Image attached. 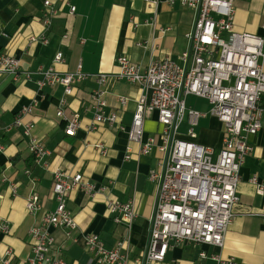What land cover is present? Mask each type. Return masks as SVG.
Here are the masks:
<instances>
[{
	"label": "crops",
	"instance_id": "0c3cea01",
	"mask_svg": "<svg viewBox=\"0 0 264 264\" xmlns=\"http://www.w3.org/2000/svg\"><path fill=\"white\" fill-rule=\"evenodd\" d=\"M44 1L0 0V53L17 57L22 70L38 72L53 66L60 72L79 68L87 73L116 72L120 55L145 69L154 59L170 57L181 62L182 52L190 45L195 11L180 1L161 0L154 20L156 8L146 0H50L58 12L50 25L43 20ZM72 6L76 7L73 13ZM234 8V31L264 36V0H236ZM44 36L47 42L42 40ZM224 36L228 38L229 33ZM59 51L66 61L54 63ZM262 63L264 66V59ZM38 78L40 73L18 79L0 73V226L8 227V232L0 231V264L8 250L13 264H29L33 253L30 229L57 207L53 184L54 172L59 169L69 175L82 173L96 191L90 195L81 187L69 190L67 205L79 230L69 234L62 227H51V256L64 259L65 264H103L82 237V233H97L107 249L123 241L127 264H140L137 262L148 246L156 203L157 187L150 172L163 155L158 148L162 127L157 113L147 112L144 121V136L154 135L156 145L150 154L138 155L139 145L131 142L120 126L132 122L141 87L125 80L111 81L107 110L118 114V122L99 123L97 129L91 130V92L97 82L89 79L77 84L67 97L66 117L79 113L82 123L77 134L70 136L65 133L67 119L57 115L59 102L65 97L64 86L41 88ZM120 97L127 98L125 105ZM34 102L32 112L22 115L21 120L34 125L36 138L49 153L44 164L34 161L31 165L30 136L23 126L11 125L23 107ZM261 104L264 106V95ZM194 105L186 103L197 110L210 109L209 102L197 96ZM188 128L186 119L178 136L188 138ZM194 132V141L212 147L215 155L219 152L224 126L217 117L208 113L200 118ZM250 142L253 150L241 168L237 189L240 199L233 206L234 218L224 246L174 243L165 260L156 264H214L216 255L234 257L246 264H264V194H259L252 182L256 176L264 183V127L250 136ZM98 143L104 145L106 153H101ZM129 149L131 156L127 158ZM33 194L41 204L36 214L26 208ZM109 200L134 201L137 215L131 226L114 221L107 207Z\"/></svg>",
	"mask_w": 264,
	"mask_h": 264
},
{
	"label": "built area",
	"instance_id": "2783aa9c",
	"mask_svg": "<svg viewBox=\"0 0 264 264\" xmlns=\"http://www.w3.org/2000/svg\"><path fill=\"white\" fill-rule=\"evenodd\" d=\"M157 8L161 0H146ZM180 1L195 11L193 29L189 35L190 45L182 52L177 62L170 57L154 59L142 69L128 56L117 57L119 70L116 72L87 73L79 68L73 72H60L53 66L38 72L22 70L20 60L14 55L0 53V73L12 75L15 79L32 78L40 73L38 85L64 86L65 97L58 105L57 115L67 119L65 133L75 136L80 129L81 116L74 113L66 117L68 96L74 87L86 80L94 79L97 87L91 92L94 120L89 129H97L99 123L118 122L116 112L107 110L106 96L111 81L125 80L142 89L137 109L126 130L129 140L139 145L138 155L150 154L155 145L154 135L145 137L144 121L147 112H156L161 130L160 151L163 153L156 169L151 170L150 179L156 183V203L151 217L148 246L140 264H156L165 260L174 243L211 244L223 247L226 233L234 218L233 206L239 201L238 184L241 168L246 156L252 152L250 136L264 127V36L234 31L236 0H167ZM43 20L52 23L58 13L50 0H45ZM76 7L72 6V13ZM264 27V22H263ZM229 33L228 38L224 33ZM34 40V39H33ZM48 41L46 36L42 39ZM62 51L56 53L54 63L65 62ZM194 95L207 100L209 111L186 106V97ZM125 105L127 98L120 97ZM34 104L23 107L11 126L24 127L30 136L29 149L35 163L44 164L48 149L34 134L32 123H23L22 115L32 112ZM211 114L224 126L223 145L215 155L212 147L194 141V128L200 118ZM187 119L188 138L178 136L179 128ZM10 126V127H11ZM101 153H106L102 143L97 144ZM3 146L0 144V150ZM131 156L129 153L127 158ZM252 182L257 192L264 194V183L256 176ZM84 188L90 195L96 191L82 173L69 175L59 169L54 172L53 191L58 201L53 211L44 214L41 223L30 229L32 256L29 264H65L62 258L50 254L54 237L51 227H62L69 234L79 230V225L68 208V192L73 188ZM15 188V187H14ZM108 209L116 223L131 226L136 218L133 200L121 202L109 200ZM30 214L41 208L40 199L33 194L26 201ZM1 232L8 227L1 225ZM87 248L94 252L97 261L103 264H127L124 242L114 249L105 248L97 233H82ZM77 238H75V241ZM3 264H13L10 250L6 252ZM203 257L205 253H202ZM214 264H246L234 257L214 256Z\"/></svg>",
	"mask_w": 264,
	"mask_h": 264
},
{
	"label": "rangeland",
	"instance_id": "374dc122",
	"mask_svg": "<svg viewBox=\"0 0 264 264\" xmlns=\"http://www.w3.org/2000/svg\"><path fill=\"white\" fill-rule=\"evenodd\" d=\"M186 103H187V106H195L194 105V96L191 95V96H187L186 98Z\"/></svg>",
	"mask_w": 264,
	"mask_h": 264
},
{
	"label": "trees",
	"instance_id": "16d2710c",
	"mask_svg": "<svg viewBox=\"0 0 264 264\" xmlns=\"http://www.w3.org/2000/svg\"><path fill=\"white\" fill-rule=\"evenodd\" d=\"M30 162H31V165L34 164V158L33 157H31ZM31 165L29 164V166H31Z\"/></svg>",
	"mask_w": 264,
	"mask_h": 264
}]
</instances>
